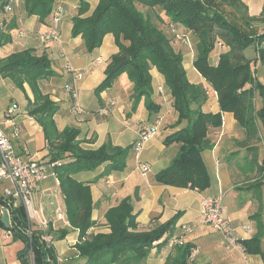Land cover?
<instances>
[{
    "label": "trees",
    "instance_id": "trees-1",
    "mask_svg": "<svg viewBox=\"0 0 264 264\" xmlns=\"http://www.w3.org/2000/svg\"><path fill=\"white\" fill-rule=\"evenodd\" d=\"M55 1L22 0L23 10L26 16H36L43 23L52 14ZM97 1L89 16H85L88 2L79 1L71 29V36H80L89 53L101 46L107 34L113 36L117 47L105 68L104 78L94 90L95 96L98 98L125 74L133 84V111L143 100L149 114L158 113L159 106L152 99L150 73L155 68L170 91L177 114L175 127L185 122L164 138L163 145L178 144V152L167 167L155 174V182L205 191L210 186V177L201 153L212 148L208 131L221 127L222 113H231L250 137H258L259 124L264 130V82H259L254 73L256 62H264V4L260 16L251 17L242 0ZM5 3L6 0H0V7ZM188 34L192 36L195 51L193 67L207 86L188 81L182 53L175 48V44H179L177 36L187 37ZM10 40L8 33L0 31V47ZM248 48L252 49L253 58L244 55ZM214 51L218 53V60L211 64L209 56ZM0 75L17 89L23 91L26 84L32 92L33 101H28L27 113L42 130L46 164L58 180L66 221L78 231L74 248L82 264H142L154 248L164 246L179 220L178 213L150 230L138 231L137 213H134L131 198L125 197L105 212L107 230L102 231L96 228L92 218L90 182L73 178L76 173L94 171L102 165L104 172L100 176L123 171L127 159L135 154L134 146L119 147L108 141L96 149H88L82 144L93 143V140L79 139L77 128L57 129L54 116L58 106L40 88L42 80L53 76L46 55H36L32 49H19L0 58ZM207 88L216 95L219 107L216 113L201 109L209 99ZM257 96L261 99L258 108ZM0 206L8 209L10 218L8 229L1 222L0 227L9 233L12 242L24 244L17 254L18 259H27L30 255L33 264H54L52 242L63 239L67 230L57 233L50 228L45 232L31 230L28 235L23 208L8 206L2 197ZM44 233L51 235V243L42 240ZM238 243L244 253L264 259L259 232ZM193 249L195 245L191 242L175 241L164 264H194L190 258Z\"/></svg>",
    "mask_w": 264,
    "mask_h": 264
},
{
    "label": "crops",
    "instance_id": "crops-1",
    "mask_svg": "<svg viewBox=\"0 0 264 264\" xmlns=\"http://www.w3.org/2000/svg\"><path fill=\"white\" fill-rule=\"evenodd\" d=\"M79 1H55L53 11L61 12L59 40L46 42L42 40V35L50 27L53 12L40 23L36 16L25 15L22 0H18L8 12L5 11L4 4L0 7V31L8 33L11 40L0 47V58L19 49H32L36 55L47 56L53 76L40 82L41 91L48 94L58 106L54 116L58 130L75 127L80 131L79 139L93 140V143H83L84 148L96 149L108 141L119 147L133 145L140 127L157 126L156 134L143 146L138 159L134 153L131 154L123 171L100 176L104 172L102 165L94 171L73 175L77 181L90 182L94 205L92 218L96 221V228L106 231L105 212L123 198L130 197L134 213H137V226L141 230H150L175 214L180 215L169 241L159 249L154 248L142 264H164L175 241H188L195 245L197 252L193 261L196 259V264H264L260 255L244 253L238 243L239 240L249 239L259 232L260 246L264 252V130L261 125L258 126V139L250 137L231 113H222L221 127L210 128L208 131L212 148L201 153L210 177V186L205 191L156 183L155 174L167 167L178 152V144L165 146L163 140L184 126L185 122L175 127L177 114L172 107L170 91L163 76L155 68L150 73L152 99L159 106L158 113L149 114L143 100L133 111V84L125 74L119 76L113 86L101 92L98 98L95 96L94 90L104 78L105 68L111 56L117 52V47L113 36L107 34L101 46L89 53L80 36H71L72 18L77 13ZM85 1L89 5L85 16H89L98 1ZM242 2L247 5L251 17L260 16L264 0ZM19 32L23 35L18 36ZM187 39L188 45L178 44L187 79L192 84L207 86L193 67L195 51L191 34L187 35ZM217 60L218 53L214 51L209 56V62L215 64ZM67 66L83 75V79L75 84V103L81 108V114L72 112L74 101L64 89L71 82L66 72ZM255 68L256 71L263 69L264 62H256ZM257 75L255 72L256 78ZM262 78L264 79L260 76L259 80ZM207 91L209 99L201 109L203 112L216 113L219 111L216 95L211 88H207ZM29 100L33 101V95L26 84L23 85V91L19 90L9 79L0 75V120L3 122V130L9 136L17 155L39 161L45 164L47 170L46 178L38 183L33 192V205L38 214L37 219L30 222L29 228L38 231L39 222H45L47 229L50 228L52 232L67 230L63 239L52 242L56 257L54 264H82L83 260L77 256L74 248L78 241V231L69 227L66 221L58 180L46 164L47 149L42 130L27 113ZM13 105L16 109L7 115V110ZM259 106L257 100L256 107ZM14 128L19 130L17 136L13 133ZM139 161L149 167L145 174L137 169ZM1 186L2 184L0 197ZM217 194L223 196L224 217L235 226L236 243L229 248L223 246L218 233L203 224L199 212L201 196ZM1 216L2 206L0 218ZM244 226H248L249 231ZM182 235L185 237L184 241ZM23 248L21 241L12 242L9 233L0 227V264H21L17 254ZM25 260L31 264L30 255Z\"/></svg>",
    "mask_w": 264,
    "mask_h": 264
},
{
    "label": "built area",
    "instance_id": "built-area-1",
    "mask_svg": "<svg viewBox=\"0 0 264 264\" xmlns=\"http://www.w3.org/2000/svg\"><path fill=\"white\" fill-rule=\"evenodd\" d=\"M18 0H6L4 5L5 11L8 12L12 9L13 5ZM59 10L53 11L50 27L42 35L43 41H58L59 40ZM22 32L18 33V36H22ZM177 43L188 45L187 37L177 36ZM191 48V46H188ZM66 72L71 78V82L65 85V92L70 95L74 101L72 106V112L75 114H81L82 110L76 100V88L75 84L83 79L82 73L71 68L66 67ZM16 106L13 105L7 110V115L13 113ZM104 112V110H102ZM19 130L14 128L13 133L17 136ZM157 126L149 125L142 126L137 131V139L133 143L135 157L138 159L139 153L143 146L156 134ZM137 169L145 174L149 167L145 163L137 162ZM47 176V170L45 164L32 159H25L17 155L13 149L9 136L3 130V122L0 120V184L2 185L1 197L7 202V205L21 206L25 212L28 222L27 234L30 235L31 229L29 228L30 222L37 219V210L33 205V192L43 179ZM223 196L217 194L214 196L203 195L199 202V212L203 224L209 226L214 232L220 235L221 243L226 248L233 246L236 243L235 240V226L223 215ZM6 210L8 215V209L2 207V212ZM38 229L42 232L47 230L45 222H39ZM246 231H249L248 226H244ZM42 240L46 243H51L52 237L48 234L42 235ZM197 250L193 249L190 254V258L193 259ZM31 264L32 258H31Z\"/></svg>",
    "mask_w": 264,
    "mask_h": 264
},
{
    "label": "rangeland",
    "instance_id": "rangeland-1",
    "mask_svg": "<svg viewBox=\"0 0 264 264\" xmlns=\"http://www.w3.org/2000/svg\"><path fill=\"white\" fill-rule=\"evenodd\" d=\"M192 42H193V39H192ZM175 48L176 49H178L179 48V45L178 44H175ZM244 55L247 57V58H253L254 57V53L252 52V49L251 48H248V49H246L245 51H244ZM257 73L258 75H257V80L259 81V82H264V79L262 78L261 80H259V77L260 76H262V77H264V68L263 69H260L259 68V70L258 71H256V70H254V73ZM257 98V100H258V104H261V99H259V97L257 96L256 97ZM130 141V140H129ZM3 185V184H2ZM2 187V186H1ZM138 229V231H146V230H141V229H139V228H137ZM51 236V235H50ZM184 235H182V237H183ZM179 237V236H178ZM178 239H181L180 237L178 238ZM184 239H185V237H183L182 238V240L184 241ZM30 258H31V256H30ZM197 258V257H196ZM197 260H198V258H197ZM196 259L193 261V263L194 264H196Z\"/></svg>",
    "mask_w": 264,
    "mask_h": 264
},
{
    "label": "water",
    "instance_id": "water-1",
    "mask_svg": "<svg viewBox=\"0 0 264 264\" xmlns=\"http://www.w3.org/2000/svg\"><path fill=\"white\" fill-rule=\"evenodd\" d=\"M0 222L2 223L5 229H8L10 227V221H9L8 213L6 210L2 212ZM20 262L21 264H29V262L25 259H21Z\"/></svg>",
    "mask_w": 264,
    "mask_h": 264
}]
</instances>
